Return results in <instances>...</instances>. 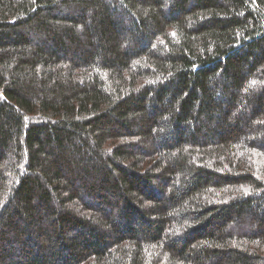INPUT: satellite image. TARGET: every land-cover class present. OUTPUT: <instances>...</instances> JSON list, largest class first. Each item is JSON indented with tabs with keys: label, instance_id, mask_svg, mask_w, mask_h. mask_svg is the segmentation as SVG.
<instances>
[{
	"label": "trees",
	"instance_id": "1",
	"mask_svg": "<svg viewBox=\"0 0 264 264\" xmlns=\"http://www.w3.org/2000/svg\"><path fill=\"white\" fill-rule=\"evenodd\" d=\"M0 264H264V0H0Z\"/></svg>",
	"mask_w": 264,
	"mask_h": 264
}]
</instances>
